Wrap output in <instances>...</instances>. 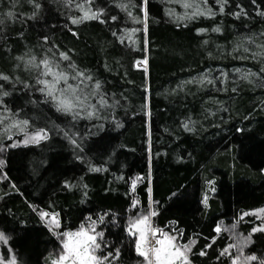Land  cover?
<instances>
[{"label": "trees", "instance_id": "16d2710c", "mask_svg": "<svg viewBox=\"0 0 264 264\" xmlns=\"http://www.w3.org/2000/svg\"><path fill=\"white\" fill-rule=\"evenodd\" d=\"M185 2L215 15L193 17ZM77 4L99 19L73 24L83 15ZM146 7L145 31L135 22L144 20L143 0H0V74L10 78L0 80V91L10 93L0 114L9 115L6 106L12 119L29 121L27 133L49 135L25 146L24 133L3 131L10 120L0 125L5 264L12 255L16 264L57 258L61 244L39 211L59 214L58 233L88 226L91 217L107 245L97 255L119 249L113 264H139L127 227L150 209L154 227L196 242L191 264H231L220 253L233 225L251 237L244 255L258 259L248 264L264 260V231L253 232L260 221L244 215L264 206V58L252 56L264 44V0H227L223 12L217 0H147ZM60 52L71 58L61 67L75 63L92 76L89 85L100 82L111 105L100 119L73 120L38 91L27 59ZM144 60L145 67L136 64ZM249 70L257 75L242 79Z\"/></svg>", "mask_w": 264, "mask_h": 264}, {"label": "snow or ice", "instance_id": "6c2138e0", "mask_svg": "<svg viewBox=\"0 0 264 264\" xmlns=\"http://www.w3.org/2000/svg\"><path fill=\"white\" fill-rule=\"evenodd\" d=\"M71 3L72 0H67ZM180 2V0H176ZM208 0H202L204 5H207ZM220 3V12H223V5L227 3V0H217ZM90 5L92 0H87ZM144 4V20L136 19L135 22L143 23L147 25V0H143ZM37 8L40 7L39 4L35 5ZM83 12V15L78 19H73V24L82 23L84 20L88 19H99L100 12H92L90 9L85 10L84 6L81 4L76 5ZM121 7L127 11L128 5L122 4ZM184 8L195 7L192 12V16L196 15H215L210 8L201 10L198 5H193L190 3H183ZM131 16V12H128ZM264 15V13H260ZM9 17L13 16L12 12H8ZM238 16L239 13H236ZM183 18V17H182ZM115 19V17H112ZM0 24H3V19H0ZM137 29H132L128 34V38L134 34ZM204 31V30H201ZM213 31L219 32V28L213 29ZM124 42V38L121 39ZM254 42V41H250ZM260 51L253 53V58L260 57L264 58V44L257 46ZM239 50V49H237ZM245 52H248V48H244ZM48 52H52V49H48ZM245 59L247 57H240ZM17 59L23 60V57H18ZM63 61H71L70 56L66 52H60L57 58L55 54L49 56L45 54L41 58L37 59L35 55L30 56L26 61V66L29 69H34L37 72L36 83L41 85L38 89L43 93L46 99H50L57 111L64 113L65 115L71 116L73 120L77 119H100L99 116L100 109L105 107H111L108 104L105 94L101 92V84L99 81L94 82L89 85L92 81V76L86 74L84 71L78 69L75 63H69L65 67H61ZM143 63L146 65L147 60ZM146 70V69H145ZM236 71H241L236 69ZM264 72V68L261 69ZM256 73H252L250 70L243 72L241 75L242 79H248L250 76H255ZM10 78L6 75L0 74V80H9ZM71 81V82H70ZM203 82V81H201ZM208 83H213L211 79L207 81ZM3 86L0 85V89ZM235 91V89H233ZM10 93L7 91H0V105L3 104V97L8 96ZM95 100L96 103L92 101ZM4 111L8 112V116H3L0 114V125L4 124V121L10 120V123L5 125L3 131L11 132L13 128L18 129L19 132L25 134V138L21 143L23 145L28 144H39L42 140H47L49 138L48 131L44 128L35 129L31 134L26 132V128L29 124L27 119L15 120L12 119V114L7 107H4ZM18 115V114H16ZM187 128V124L185 125ZM67 136V133H65ZM11 139V135L8 136ZM71 143L76 147H80L77 144L76 139L69 137ZM18 144L14 143L11 147H16ZM4 149L0 148V152ZM5 165V161L0 159V169ZM94 171H101L99 168L93 169ZM137 179H140L139 177ZM136 181L132 182V189L135 190ZM151 192V189H148ZM204 203L207 204V197H205ZM137 202L133 203V207H136ZM257 215L262 217L264 214V209H260L259 212L255 213H244V215ZM157 212L155 210H149L145 214L133 218L129 221L127 232L128 235L134 237L135 251L140 256L143 257L146 264H191L189 259V253L192 251V247L196 243L194 240L189 243H179L178 238L168 232H165L161 228L153 226L152 217H155ZM41 217H50V229L54 230L60 227V220L58 213L41 212ZM264 218V217H262ZM103 216L98 218L100 223H103ZM235 228V225L232 226ZM221 228L218 226L216 232H220ZM255 231H264V227L254 228ZM58 238L61 239L62 250L58 253L57 258L52 260V264H113V261L119 259L120 250L115 249L112 252L104 253L103 255H97L98 252H102V244L107 246L104 241L103 231H97V221H93L91 217L88 218V226L81 224L80 227L75 231H63L58 233ZM8 237L5 236L3 232H0V241L7 243ZM251 237L245 238L239 245L229 244L220 253L221 256H232V249H236L239 255L232 257L231 264H241V257H243V248L250 242ZM208 245L206 247H210ZM10 251V250H9ZM200 255H205L204 251L199 253ZM258 258L255 255H250L243 257L244 264H248L250 261H255ZM0 264H5L4 257L0 256ZM7 264H16V257L14 255L7 261ZM260 264H264V260L260 261Z\"/></svg>", "mask_w": 264, "mask_h": 264}, {"label": "rangeland", "instance_id": "374dc122", "mask_svg": "<svg viewBox=\"0 0 264 264\" xmlns=\"http://www.w3.org/2000/svg\"><path fill=\"white\" fill-rule=\"evenodd\" d=\"M136 64L139 65V66H143V67L146 66V65L143 63V61H139V63L137 62ZM260 209H264V206L261 207V208H258L257 210H254V211H252V212H250V213L259 212ZM151 210H152V209H151ZM41 212H44V211H39V217L41 218V220L43 221V223H45V224L47 225V227L50 229V226H49V223H50V217H47V218H43V219H42V217H41ZM145 213H146V211H143L142 213L137 214L135 217H132L131 219L136 218V217H138V216H140V215H143V214H145ZM253 216L256 218V220H259V221H260V225H258L257 228L264 227V218H262V217H264V214H262V217H258L257 215H253ZM151 219H152V218H151ZM128 224H129V223H128ZM127 228H128V227H127ZM50 230H51V231H54L55 234L57 235V238H58V232H56V229H54V230L50 229ZM76 230H77V229H76ZM74 231H75V230H74ZM228 233H229V236L231 237V242H230V244H237V245H239V244L245 239V237H243V236L241 235V233H240L239 231H237L236 229H234V228L231 229V230H229ZM58 240H59V242H60V244H61V239L58 238ZM178 241H179V243L183 244L180 240H178ZM231 252H232V257H235V256L239 255V253H238V251H237L236 249H232ZM232 257L230 258L231 261H232ZM243 257H246V256L244 255V248H243ZM243 257H241V264H244ZM248 263H249V262H248ZM139 264H146V262L144 261L143 257H141V261H140Z\"/></svg>", "mask_w": 264, "mask_h": 264}]
</instances>
